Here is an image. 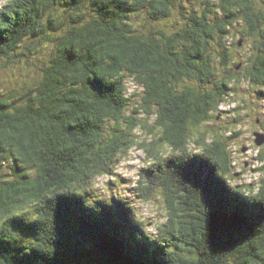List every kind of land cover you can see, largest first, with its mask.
I'll use <instances>...</instances> for the list:
<instances>
[{"label": "trees", "instance_id": "16d2710c", "mask_svg": "<svg viewBox=\"0 0 264 264\" xmlns=\"http://www.w3.org/2000/svg\"><path fill=\"white\" fill-rule=\"evenodd\" d=\"M247 133L264 136V0H7L0 264H264V166L234 184ZM133 148L130 193L100 194ZM156 198L152 234L136 202Z\"/></svg>", "mask_w": 264, "mask_h": 264}, {"label": "rangeland", "instance_id": "374dc122", "mask_svg": "<svg viewBox=\"0 0 264 264\" xmlns=\"http://www.w3.org/2000/svg\"><path fill=\"white\" fill-rule=\"evenodd\" d=\"M7 0H0V7L5 4ZM253 39V38H252ZM250 43V41H249ZM130 91H137V98H139L140 94V87L136 84L131 82L130 83ZM240 99L239 97H237ZM237 99H232L227 102L225 109V118L233 117L232 110L237 105ZM241 110V108H238ZM241 112V111H240ZM138 131V130H137ZM140 132V131H138ZM142 132L138 135L141 136ZM245 139L242 141V147H245L246 153L241 152V149L236 148L238 144L235 143L234 149L237 151L235 152L236 160L240 162L242 168H245L246 172H242L243 176H241V180H237L234 184L243 186L248 183L253 185H257L258 178L263 176V169L264 161L261 159H257L259 156V148L260 146L253 143V138L249 136L247 133L244 136ZM252 140V142H251ZM194 149H192L193 151ZM148 162L147 157L145 156V152L139 148H133L129 154L119 162L116 168V173L113 176H100L97 178V187L99 188L100 194L105 193L109 195V197L114 194L115 192H122L128 195L131 188L135 185V182L139 179V171L140 169ZM241 167V166H240ZM237 171L239 172L240 169L238 168ZM119 178H127L126 181L120 182ZM117 184H116V183ZM130 188V189H128ZM115 191V192H114ZM128 197V196H127ZM74 201V200H73ZM76 206V204H74ZM138 217L142 218L146 223V228L152 234H156L157 232V225L160 223H164L166 221V213H165V203L164 199L161 200L160 198L154 199L152 202L143 203L141 201L136 202ZM86 217L80 216V219H85ZM76 223V222H75ZM62 262H64V257H58Z\"/></svg>", "mask_w": 264, "mask_h": 264}, {"label": "water", "instance_id": "95a60500", "mask_svg": "<svg viewBox=\"0 0 264 264\" xmlns=\"http://www.w3.org/2000/svg\"><path fill=\"white\" fill-rule=\"evenodd\" d=\"M256 143H257L258 145L263 144V143H264V136H262L261 134H258V137H257V141H256Z\"/></svg>", "mask_w": 264, "mask_h": 264}, {"label": "bare ground", "instance_id": "6f19581e", "mask_svg": "<svg viewBox=\"0 0 264 264\" xmlns=\"http://www.w3.org/2000/svg\"><path fill=\"white\" fill-rule=\"evenodd\" d=\"M134 264V263H133Z\"/></svg>", "mask_w": 264, "mask_h": 264}]
</instances>
